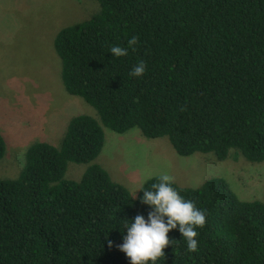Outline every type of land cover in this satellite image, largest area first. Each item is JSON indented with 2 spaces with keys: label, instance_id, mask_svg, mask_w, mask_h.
Instances as JSON below:
<instances>
[{
  "label": "trees",
  "instance_id": "trees-1",
  "mask_svg": "<svg viewBox=\"0 0 264 264\" xmlns=\"http://www.w3.org/2000/svg\"><path fill=\"white\" fill-rule=\"evenodd\" d=\"M94 1L99 10L60 29L53 48L65 91L98 119L74 115L58 146L34 142L18 177L0 179V264H131L118 248L125 220H147L152 207L141 202L142 190L159 176L135 197L98 164L78 181L64 177L68 163L99 156L103 128L167 138L182 157L264 162V0ZM132 36L135 51L110 52ZM141 60L146 72L131 76ZM5 148L0 135V160ZM172 186L206 211V224L197 228L195 252L179 226L170 230L178 242L155 264H264V193L241 200L223 178Z\"/></svg>",
  "mask_w": 264,
  "mask_h": 264
},
{
  "label": "rangeland",
  "instance_id": "rangeland-1",
  "mask_svg": "<svg viewBox=\"0 0 264 264\" xmlns=\"http://www.w3.org/2000/svg\"><path fill=\"white\" fill-rule=\"evenodd\" d=\"M98 10L94 0H0V135L6 147L1 180L18 177L27 147L34 142L58 146L74 115L98 119L83 99L65 91L53 48L60 29ZM103 131L99 156L87 164L68 163L66 179L78 181L89 165L98 164L133 197L147 179L167 172L181 187L197 188L223 178L241 200L263 199L264 162L250 163L241 156L219 160L212 153L182 157L167 138L147 139L138 129Z\"/></svg>",
  "mask_w": 264,
  "mask_h": 264
},
{
  "label": "clouds",
  "instance_id": "clouds-1",
  "mask_svg": "<svg viewBox=\"0 0 264 264\" xmlns=\"http://www.w3.org/2000/svg\"><path fill=\"white\" fill-rule=\"evenodd\" d=\"M138 42V36H132L127 41V47L112 46L110 52L116 57L126 56L128 48L135 51ZM146 70L147 65L141 60L130 75L140 77ZM158 180V183L152 184V190H142L141 202L152 207L147 220L139 214L130 224L125 220L127 234L118 248L125 253L131 264H149V262L155 264L156 260L164 257V249L176 241L170 240L167 234L177 226L186 240L187 250L190 252L198 250L197 228L205 226L206 211L198 209L194 202L186 200L179 194L172 186L175 178L171 174L165 172L158 177ZM137 190L134 191V195Z\"/></svg>",
  "mask_w": 264,
  "mask_h": 264
}]
</instances>
